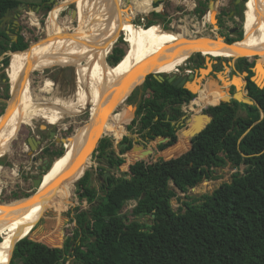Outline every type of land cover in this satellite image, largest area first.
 Returning <instances> with one entry per match:
<instances>
[{
  "label": "trees",
  "instance_id": "trees-1",
  "mask_svg": "<svg viewBox=\"0 0 264 264\" xmlns=\"http://www.w3.org/2000/svg\"><path fill=\"white\" fill-rule=\"evenodd\" d=\"M209 1L201 0L197 11L204 13ZM19 4L17 0H0V16ZM152 14L145 27L156 24L158 17H165L158 12ZM16 34L17 40L0 32V55L5 51L22 54L28 47L24 37ZM263 44L264 32L258 41L259 51ZM124 55L122 49L114 48L108 56L109 63L117 65ZM200 56L197 53L188 61H197ZM1 62L8 66L9 56ZM232 82L241 89V78ZM197 83V98L209 96L202 81ZM251 86V95L260 107L237 100L221 104L208 100L204 108L215 106L205 112L211 113L213 119L193 137L192 145L191 136L204 126L207 118L197 119L199 114H193L179 132L178 142L173 122H179L184 114L182 104L191 102L196 95L148 75L130 97L142 90L144 97L149 94L148 98L153 99L154 107L142 102L137 111V116L146 118L138 129L139 144L168 137L157 144L156 149L162 152L153 162L140 158L121 175L112 174L101 189L93 184L92 172L87 170L76 182V194L90 208L77 209L73 236L66 239L60 250L59 233L46 232L40 237L19 240L10 264H66L70 257V264H264V88L253 82ZM240 109L246 115L240 114ZM135 123L136 118L132 125ZM200 141L206 150L204 156L199 154ZM127 142L121 153L132 148L131 138L125 135L121 143ZM113 144L109 137L102 138L96 149L97 158L119 169L126 160L115 152ZM62 154L63 151L57 152L58 156ZM140 155L141 150H135L129 156L134 160ZM228 164L237 168L230 181L211 193L181 200L178 210L173 208L172 199L177 197V191L188 193L204 179H212L215 168ZM99 169L105 171L102 166ZM63 198L47 210L52 219L61 220L58 216L66 208L61 202ZM129 201L136 204L130 213H124Z\"/></svg>",
  "mask_w": 264,
  "mask_h": 264
},
{
  "label": "bare ground",
  "instance_id": "bare-ground-1",
  "mask_svg": "<svg viewBox=\"0 0 264 264\" xmlns=\"http://www.w3.org/2000/svg\"><path fill=\"white\" fill-rule=\"evenodd\" d=\"M74 1L77 8L73 12V17H77L78 15L79 21L76 31L70 34L64 33L55 20L58 13L56 11L54 17H52L54 33L49 36L50 39L44 43L31 44L32 47L27 51H25L27 48L23 50L25 52L22 54L17 53L18 58L7 68V74L12 79L15 88L20 83L23 73L30 63H32V72L35 70L42 71L54 66L71 65L76 68L79 83L76 95L67 99L57 97L49 106L35 95L30 80L24 81L22 86L17 90L8 117L5 121L3 117H0V159L9 151V141L11 138H15L17 130L21 125H30L38 117L46 118L50 123L56 124L65 116L75 115L82 109H86L89 105L92 106L91 114L94 115L100 110L104 92L107 89L105 93L112 90L114 82L123 78L129 72L144 69L142 77L144 78L148 73L156 70L159 72L175 70L176 64L186 54L175 58H165L156 67H152L151 64L164 58L180 42H192L195 47L190 51L199 50L202 53L216 56L251 58L258 52L259 46L257 45V40L264 32V0H252L247 3L245 13L246 35L241 41L231 45L226 44L224 40L223 45L218 40L213 41L208 38L187 39L189 37L185 33L166 31L159 25L150 30L133 31L136 25L131 19L123 17L120 8L121 0ZM151 3L152 0H146L144 6L148 4L150 6ZM120 32L126 34L129 49L126 56L117 65L110 66L107 63V56ZM200 42L212 44L205 47L197 46ZM54 43H57V45ZM255 48L256 51L254 52ZM260 56L264 58V54H260ZM259 66L258 62L256 67ZM256 67L257 76H262L264 66L262 65V72ZM51 85V82H47L45 90H50ZM221 95L224 96V92L216 94L212 92L210 99L214 102H220L222 98H219V96ZM117 100L123 103L122 97H118L113 101L111 100L112 104L110 102L107 103V105L111 106H109L107 116L103 120L100 132L90 152L94 150L100 137H102L113 122H117L118 124L123 121L128 122L132 117V112L134 111L132 106H129L130 108L125 109L120 115L114 114L112 110ZM205 101H208V99ZM194 102L195 99L192 103ZM204 103L203 106L205 105ZM202 108L200 107V110ZM119 117H125V119H119ZM93 128H95V124L92 123L86 128L80 129L77 135L66 138L65 143L76 142L73 143L72 149L67 146L64 158L57 160L56 163L54 162L51 171L48 174H44L43 183L39 187L40 194L51 186L54 189L50 194L42 196L43 200H41L42 198H38L37 200L33 196L27 203L22 205V208L14 212H11L10 209L19 206L14 201L8 204H0V235H2V240L0 241V264L6 261L9 264L15 244L19 239L30 234L37 221L44 215L46 209L48 210L55 202L59 201L64 194L72 198L76 180L82 176L87 168L94 165L90 154L82 159L79 167L71 170L69 177L61 180L59 178L63 175L66 166L69 165L73 157L72 155L77 148L89 142ZM121 138L118 137L117 139ZM73 174L75 175L72 177ZM33 200L37 203L31 205ZM43 204H46L47 208L41 211L42 209L40 208ZM3 209L7 210V212H4Z\"/></svg>",
  "mask_w": 264,
  "mask_h": 264
},
{
  "label": "rangeland",
  "instance_id": "rangeland-1",
  "mask_svg": "<svg viewBox=\"0 0 264 264\" xmlns=\"http://www.w3.org/2000/svg\"><path fill=\"white\" fill-rule=\"evenodd\" d=\"M17 1L21 2V4H25L23 9H19L20 10V24H19V29H18V33L22 35L24 37V40L28 43L29 48L27 47L25 51L30 49L32 45H35L37 43H44L50 39L49 36L54 33L52 17H54V13L56 11L58 13L55 17V20L57 21L58 25L60 26L61 30L64 33L65 32L69 34L74 33L79 26V21L77 20L76 17H73V12L76 11V8H77L74 0H55L56 3L54 2L52 5H50V8H45V9L40 8L39 11H34L30 9L29 7L35 8L36 5L42 2V0H17ZM162 1H159L157 4L158 5L162 4L161 3ZM197 1L199 2L201 0H197ZM219 1L220 0H217V3L215 4V9L217 10H219ZM247 1L251 2L252 0H247ZM177 3L178 2L176 0L174 1L164 0L163 1L164 7L163 8L160 7L159 8L160 12L158 13L164 14L163 16L165 17H161V18L158 17L157 23L149 27L142 26L139 23V21L141 22L142 16H145L146 19L152 17L153 15L152 13L154 12L152 10L153 6L155 8L158 5L155 6V4L152 5L151 3L150 6L148 4L143 9L142 3L140 0H138V3L136 2V0H121L120 8L122 10L123 17L126 19H131V21L136 25V27L133 28V31H136V32H141L142 30H145V29L150 30L153 27L159 25L163 30L173 31L177 33H185L187 36H208V35H219L220 34L214 25L207 24V28L202 29L201 27L202 18L198 14V12L188 11L191 14L190 16H188V12H183V13L181 12V8H183V6L180 4L178 5ZM33 4H36V5H33ZM179 6H181V8ZM246 9L247 7L244 8V12H243L244 23H245V17H246V14H245ZM184 15H187L186 22H184V18H183ZM192 17L193 19L191 20ZM217 17L220 20L221 14H219ZM185 24H190V28L185 27ZM198 27H200L202 32L198 31L199 30ZM11 35H14V34L11 33ZM125 35L126 34L124 32L119 33L118 38L115 41V44L112 47L109 55L114 52V48H120L125 52V55L123 56V58L126 56L128 49H129V42L127 41V38ZM45 36L46 38L43 39V37ZM14 38H15V35H14ZM259 39L257 40V45H258ZM218 41L222 43L223 39L219 38ZM54 44L57 45V43H54ZM263 47H264V44H263ZM25 51H22V53ZM255 51H256V48L254 52ZM195 52H202V51H199V50L190 51L188 54L185 55V57L179 63L176 64L175 70H172L170 72L166 71V72H160V73H168L169 75H172L174 73L180 74V71H176L177 68L179 66H180L179 67L180 70L187 68L190 63L188 61V58L191 54H194ZM7 53L9 56V65L4 66L0 64V116L3 115V113L5 112L8 106L10 90H11V87H14L12 79L7 74V68L14 62L15 59H17V57H15V53H12V51H8ZM4 54L5 53H2L0 55V62L4 58ZM202 54H201L202 57H204L205 55H212V54L204 53V52ZM262 54H264V51L262 52ZM196 55L197 53H195L193 56H196ZM108 56H107V63L110 66H112L109 63ZM241 58L243 57L234 58V57L212 55L210 61L212 63V66L216 64L217 68L214 70L213 73H211L212 70L209 72V74L211 73V75L208 74L209 76L207 75V78H205V81L202 82L203 87L206 90L210 92H214V93H218L219 91L224 89L225 90L224 96L225 94L232 95V93L229 92L231 91V89H235L234 93L241 91V93L245 94L243 87H241V89L239 90V88H235L236 86L232 82L234 78L237 77V78L242 79V77L245 75L244 73L245 71H241L240 69L232 70L231 68L232 65H234L235 62ZM202 66L203 68H205L204 66H206V64H203ZM254 70H255V67H254ZM29 80L31 82V87L35 95L41 98L42 101H45L46 105H49V106L57 97H60L63 99H67L69 97H75L76 92L79 87L76 68L71 65L54 66L51 68H46L42 71L35 70L31 73ZM47 82L52 83L51 89L48 91L45 90V86ZM130 91H131V88L123 91L118 96V97L123 98V103H120L117 100V102L114 103V109L112 111L114 112L115 115H120L125 109L127 108L129 109L130 108L129 106H132L134 108V111H133L134 116L132 112V117L130 118L128 122L123 121V122H120V124H118L117 122H113L103 134V135H106V137H109L110 139L114 141L113 149L115 150L117 154H119L122 157H125L126 161L120 166L119 169L114 168V167L109 168V165H106V161L103 158L101 159L97 158V155L99 152L96 151L97 149L96 148L94 152L96 154V157L93 155L91 158L94 165L87 168V170L92 172V182L98 189H101L102 184H106L105 183V180H106L105 173L110 172V176L112 174L119 176L121 175V171H124L128 168L129 161L127 160V156L131 155V153H133L134 150H132L131 148L125 153H121V148H124V146L120 145L116 141L119 140L117 139L118 137L123 138L126 135L131 138L132 147L134 146V144H139L134 141V138L137 137L140 139V134L138 133V129L140 128L141 124L146 123L145 117L137 116L139 105L142 102H144L145 105L154 107L151 102V100L153 99L148 98L150 96L149 94L145 95L144 97L142 90H139L136 94H134L132 97H129L125 101V98L126 96H128ZM195 98H197V94ZM194 99H192L191 102L189 103L182 104V111L184 114L182 115L180 122L178 123L174 122V125L176 126L177 142L179 140V136H178L179 132H181L188 125L189 119L193 116V114H200L204 112L206 109H208L210 106H215V105H209L205 108L203 107L202 110H200V106L192 103ZM206 103L207 101H205L204 104ZM84 110L85 109H82L81 111H79L77 115H67L56 124L50 123L46 118L38 117L37 119L34 120L32 124L30 125L23 124L18 128L15 138L13 139L11 138L9 141L10 143L9 151L6 153L4 157H2L4 161L3 159H1V162H0V188L2 187V185H4V187L6 186V188L2 192V195L4 196L5 194H8V196L10 195L9 197H12V198H8L7 201H10V202L14 201L19 206H22L25 203H27L30 199L29 198L28 199L24 198L22 200H15V199L25 197L24 196L25 194L31 195L35 193L36 191L34 188L31 187V182L26 179V172H27L26 170L27 168L31 167V164L29 163V161L26 160V156H25L28 152L27 150H29L28 149L29 147L27 146L25 142L26 138L28 136H31L32 134H35L37 136H40L41 134H47L49 129L56 131L59 138L60 137L68 138L69 136H73V135L75 136L78 134L80 129L84 128L82 126H84L85 123H87V121L89 120L88 114L86 115L79 114L83 112ZM240 114L246 115L245 110L240 109ZM135 118H136V123L132 125L133 120ZM119 119L124 120L125 117H119ZM130 125H132L131 128L129 127ZM122 138L120 139L121 141H122ZM45 142L44 144H46ZM74 142H66L65 145H62L61 143H59L58 146L51 145L50 148H53V152H51L49 156L51 159L50 168L45 172V174H48L51 171L54 162L56 163L57 160L59 159L61 160L62 158H64V155L66 154V152H64L61 156H58L57 152L62 151L63 148L66 149L67 146L72 149ZM158 143H159L158 139L155 141H149V142L144 143L145 149L151 148L153 149V151H155L151 154V156H148L147 158H144V159L150 160V162H153L155 157L160 152H162L156 149ZM198 147H199V154L201 156H204L206 154V150L203 147V143L201 141L199 142ZM100 166H102L105 169V171H101L99 169ZM244 169H245V166L242 165L240 167V171L243 172ZM33 171L34 172L36 171L35 167L33 168ZM236 171H237V168L232 167L230 164L224 167L215 168L213 172L214 177L212 179H204L197 186L191 188L186 194L177 191V194H178L177 197H174L172 199L173 208L175 210H178V208L181 206V200L191 199L196 196H201L205 193H211L214 189L219 187L223 182L230 181L232 179L233 173ZM169 185L171 186V188H174V185L172 182H170ZM12 188L15 190L14 194H17V197H15L14 194L11 195V193H9V191ZM63 196L64 198L62 199L61 202H62V205L65 206L66 208L64 212L61 214V220L52 219V217L46 211L44 215L40 217V219L37 221L35 227L32 230L33 232L23 237L22 239L29 240L32 237H40L44 234H47L46 232L59 233L62 236L61 243L64 246V242L66 241V239L68 237H72L74 234V229L76 226L75 215H76L77 209L79 208L80 210H88L90 208V204L86 200L81 201L79 199V197L76 194V183L74 184L72 198L68 197L66 194H64ZM135 204H136L135 201L127 202L123 209V212L130 213L132 208L135 206ZM146 220L149 221L150 218L147 217ZM63 237H66V239L63 240ZM1 240L2 239L0 238V241ZM62 248L59 247V250ZM72 260H73L72 257L68 258V261L66 264H70ZM3 264H8V263L6 261Z\"/></svg>",
  "mask_w": 264,
  "mask_h": 264
},
{
  "label": "water",
  "instance_id": "water-1",
  "mask_svg": "<svg viewBox=\"0 0 264 264\" xmlns=\"http://www.w3.org/2000/svg\"><path fill=\"white\" fill-rule=\"evenodd\" d=\"M155 3L159 2V1H162V0H153ZM55 0H50V3H54ZM215 0H211L210 4H209V7H208V10L211 12V22L212 24L215 26L216 29L219 28V18L217 17L220 12L219 10L215 9ZM45 3H42L40 5H37L35 8L33 7H29L30 9L34 10V11H39L40 8L42 6H44ZM25 6V4H19L17 7L19 9H23V7ZM9 11V10H8ZM8 13V12H7ZM189 38L187 39H191V40H195V39H200V38H208L209 40H213V41H216V40H219V38H222L220 35H208V36H188ZM46 38L43 37V39ZM15 39L17 40V36L15 35ZM224 40V39H223ZM40 41V40H38ZM37 41V42H38ZM241 40H235V41H226L224 40V42L228 45H231V44H234V43H237ZM212 43H209V42H200V44H198L197 46H208V45H211ZM195 46H193V43L192 42H180L178 43L177 45H175L167 55L164 56V58L154 62L151 64L152 67H156L158 64H160V62L165 59V58H175V57H179V56H182V55H185L187 54L192 48H194ZM29 48V47H28ZM13 52V51H12ZM195 53H201L202 52H195ZM194 53V54H195ZM194 54H191L189 56V58L191 56H193ZM203 55V54H202ZM211 56L212 55H205V58L207 60V65H208V68H201L200 69V73L201 75L199 77H197L196 74H191L189 77H183L182 75L180 74H177V73H174L172 75H169L168 73H160L159 71H153V72H150L148 73L144 78L143 77V70H140V71H134V72H129L126 76H124L123 78H120L119 80H116L113 84V88L112 90H109L108 93H105L104 92V98H103V102L100 106V110H98L96 112V114L92 115L91 114V108L92 106L89 105L83 112L79 113L80 115H86L88 114L89 115V120L87 121V123H85L84 126L82 127H87L88 125H91L92 123L95 124V128H93V130L91 131V138L89 140V142L87 144H82L79 148H77V150L75 151V153L72 155L73 157L71 158V161L69 162V165L66 166L64 172H63V175H61V177L59 178V180L61 179H65L67 177L70 176L71 174V170L74 169L75 167H79L80 164H81V161L82 159L89 155L92 157L94 152H95V149L98 147L100 141L102 138L106 137V135H103L97 142L95 148L93 151L90 152V149L93 145V143L95 142L96 140V137L98 135V133L100 132V129L102 127V123H103V120L105 119V116H107V112L109 111V106L111 105H107L108 102H110L111 100H116L117 97L123 92L125 91L126 89H128L129 87H131V91L130 93L128 94V96H126L125 98V101L132 95V93L134 92V90L141 86L145 80L147 79V76L152 74L156 79H158L160 82H163L165 80L169 81L170 83H172L174 86H177V87H184L186 89H188L190 92H192L193 94H198L197 93V88L199 86V84L197 83L198 82H201L202 79L205 77L204 75H208L209 72L212 70V63H211ZM255 56V55H254ZM253 56V57H254ZM188 58V59H189ZM258 64V63H257ZM32 63L29 64V66L27 67V69L25 70V72L23 73V76L21 78V81L20 83L14 87H11V90H10V97H9V100H8V106L5 110V112L3 113V115L1 117L4 118V121L5 119L8 117L9 115V111L11 110V104L13 103L14 101V98H15V95L17 93V90L22 86V84L24 83V81H27L30 79V75L32 73ZM180 67V66H179ZM177 68L176 71H180V68ZM256 67V66H255ZM255 71V75L252 76L251 80L259 87V88H264V67H263V73H262V76H257V71ZM247 74V72L245 73ZM261 77V78H260ZM202 78V79H201ZM197 80V81H196ZM261 80V81H260ZM236 88H238V86L233 83ZM230 93H232L231 91H229ZM234 95V99H236L237 101L239 102H243V103H247V104H256L260 107V105L258 104L257 101L253 100L251 97H246L245 94L241 93V91L237 92V93H233ZM232 96V97H233ZM106 102V103H105ZM222 102H231V97L230 95L228 94H225V96L222 98V100L220 101L219 104H221ZM112 104V102H110ZM114 103V102H113ZM218 104V105H219ZM102 107V108H101ZM112 108V107H111ZM77 115V114H75ZM202 116H205L207 118V122L204 124V126L200 129L197 130V132H195L191 138H190V143L192 145H194V141H193V137L197 134H199L207 125L208 123H210L213 119V115L209 112H202L201 114L197 115V119L198 117H202ZM262 116H263V113H262ZM197 123L199 124V121H197ZM257 123V122H256ZM255 123V124H256ZM255 124H253L250 128H252ZM200 127V126H199ZM250 128L246 131V133L250 130ZM65 140L66 138L64 137H58L57 136V141L59 143H61L62 145H65ZM168 140V137H164V138H159L158 139V142H165ZM32 141H36L35 138L33 136L29 137V142L31 143V148H32V153L36 150L39 149V146L38 144H32ZM120 139L117 140L116 142L121 144L120 143ZM134 141L139 143L141 140L137 137L134 138ZM40 143V142H39ZM177 143V142H176ZM129 144V142L127 143H122V145L124 147H126L127 145ZM174 145V144H173ZM172 146V145H171ZM170 147V146H169ZM168 148V147H167ZM65 148L62 149L63 153L65 152ZM132 150H141V155L136 157L134 160L130 159V156H127V160L129 161V164L131 163H134L136 160L142 158H147L149 155H151L154 151L153 149L151 148H148V149H145V146L144 144H134V146L132 147ZM50 168V163H47L44 167H43V170L44 172L39 174L36 178H34L33 180V183H34V189L36 190L35 193L27 196V197H21V198H17L15 200H22V199H30L31 197L35 196L36 199L38 200V198H42V196H46L48 194H50L54 187L51 186L49 187L48 189L45 190V192H43L42 194H40V191H39V187L42 185L43 183V177H44V174L45 172ZM109 168H112L111 165H109ZM87 169L83 172L82 176H80L78 178V180L84 176V174L86 173ZM75 174L72 175V177L74 176ZM110 176V172H107L105 173V177H106V180L108 179V177ZM76 180V182L78 181ZM38 196V197H37ZM44 198H42L41 200H43ZM35 200H33L31 202V205H34L36 204L37 202H34ZM40 202V201H39ZM0 203L1 204H8L10 203V201H6V200H0ZM26 206V205H25ZM22 208V206H17V207H14L11 210V212H14L16 211L17 209H20ZM47 208V205L46 204H43L41 206L40 209H42L41 211H44L45 209ZM4 212H7V210L3 209ZM47 210V209H46ZM46 210L44 212H46ZM154 217V215H153ZM0 238L2 239V235H0ZM22 239V238H21ZM66 239V237H63V240ZM20 240V239H19ZM16 245V244H15ZM60 247H63V244L61 243L60 244ZM15 248V246H14ZM13 252H14V249H13ZM13 252H12V255H13ZM12 255H11V259H12ZM10 259V261H11ZM10 264V262H9Z\"/></svg>",
  "mask_w": 264,
  "mask_h": 264
},
{
  "label": "flooded vegetation",
  "instance_id": "flooded-vegetation-1",
  "mask_svg": "<svg viewBox=\"0 0 264 264\" xmlns=\"http://www.w3.org/2000/svg\"><path fill=\"white\" fill-rule=\"evenodd\" d=\"M136 1L138 3V0H136ZM140 1L142 3V7L144 9L145 8L144 3L146 0H140ZM210 2H211V0L209 1L207 7H209ZM247 2H248L247 0H220L219 1V12H220V14L225 13V15H221V18L219 20L218 32L220 33L219 35L224 40L235 41V40H242L243 37H245L246 28H245V23H244L243 12H244V8L247 7ZM42 3H45V5L42 6L41 9L50 8V5L53 4V3L52 4L50 3V0H44ZM42 3H40V4H42ZM215 3H217V0H215ZM76 18L78 20V15ZM223 18H224V20H223ZM19 24H20V10L17 6L13 7L12 9L8 8L6 10V12L0 16V32L3 31L10 37H14V35H17L16 33L18 32ZM11 33L14 35H11ZM32 44H34V43H32ZM263 51H264V47H263L262 51H259V47H258V52L255 54V56L253 58L250 59L248 57H245V58L243 57L241 59H238L235 62V64L232 65V67H231L232 70L240 69L241 71H245L244 73L247 72V74H245L241 79L243 82L242 87L245 91V96L251 97L255 101H256V99L251 95V92H252L251 82H253L251 80V78H252V76L255 75L254 67L257 65L258 62L260 64V66L256 67V68L260 69V71L262 72V65L264 66V58H262L260 56V54H262ZM7 52L8 51L3 52V53H5L4 57L6 55H8ZM203 64H206V66H204V67L208 68L207 60H206L205 56L204 57L200 56L199 59H197V61L190 62L187 68L180 70V75H182L183 77H189L191 74H196L197 77H199L201 75V73H200V70H198V69L203 68V66H202ZM216 68H217V65L214 64L212 66L211 73H213ZM211 73L209 75H211ZM204 76L205 77L203 79L201 78L202 82H204L205 78H207L206 74ZM224 91L225 90L223 89L219 92H224ZM231 92H232V95H230V97H231V102H232L233 100H236V99H234V96H233L235 89H231ZM208 93H209V96L202 97V98H195L194 104H197L200 107H204L203 106L204 101L207 99L211 100L210 98H211L212 92L208 91ZM223 97H224L223 95L219 96V98H223ZM173 124H174V122H173ZM47 129H48V127H47ZM31 136H33L36 140V141H32V144H38V146H39V149L34 151L33 153L31 152L32 151L31 143L29 142V137H31ZM31 136H28L26 138V141H25L27 146L29 147L28 148L29 150H27L28 152L25 155L26 160L29 161V163L31 164V167L27 168V170H26L27 171L26 172V179L31 182V187L34 188V183H33L34 178L37 177L39 174L44 172L43 167L47 163H51V159L49 157L51 152H53V148H50L51 145L58 146L59 142L57 141V136H58L57 132L53 131L52 129H49L47 134H41L40 136L32 134ZM44 142L46 144H44ZM120 145H122V143ZM3 161H4V159H3ZM34 167L36 170L35 172L33 171ZM5 188H6V186L4 187V185H2V187L0 188V190H1L0 191V200H7L8 198H12V197H9L10 195L8 196V194H5L4 196L2 195V192ZM14 192H15V190L13 188L9 191V193H11V195H13ZM16 195L17 194H14V196H16Z\"/></svg>",
  "mask_w": 264,
  "mask_h": 264
},
{
  "label": "built area",
  "instance_id": "built-area-1",
  "mask_svg": "<svg viewBox=\"0 0 264 264\" xmlns=\"http://www.w3.org/2000/svg\"><path fill=\"white\" fill-rule=\"evenodd\" d=\"M174 1V0H172ZM178 3V5H182L183 8H181V6H179L181 8V12H198V8H200V3L197 1V0H176ZM154 1L152 0V5H153ZM162 8V5H159L158 7H155L153 6V11L154 12H160L159 11V8ZM151 10V11H152ZM152 11V12H153ZM190 12H188V16H190ZM196 14V13H195ZM198 14L201 16V20H202V29H206L207 28V24L208 25H213L212 22H211V12L208 10V8L205 10L204 13H201V12H198ZM184 22H186V18H187V15H184ZM36 19V18H35ZM193 19V17L191 18V20ZM146 22H147V19L145 18V16H142L141 17V22L139 21V23L142 25V26H145L146 25ZM188 23V22H187ZM193 26V25H192ZM185 27L187 28H190V24H185ZM194 27V26H193ZM199 29V32H202L200 27H198ZM10 54V53H9Z\"/></svg>",
  "mask_w": 264,
  "mask_h": 264
},
{
  "label": "crops",
  "instance_id": "crops-1",
  "mask_svg": "<svg viewBox=\"0 0 264 264\" xmlns=\"http://www.w3.org/2000/svg\"><path fill=\"white\" fill-rule=\"evenodd\" d=\"M163 1H164V0H163ZM163 1L161 2L162 4H160V5H162V8L164 7ZM157 3H158V2H157ZM157 3L154 2L153 4H157ZM199 3H200V1H199ZM157 5H158V4H157ZM157 5H156V6H157ZM158 6H159V5H158ZM158 6H157V7H158ZM217 31H218V29H217ZM23 53H24V52H23ZM15 57L18 58V54H16ZM1 61H2V60H1ZM0 64L3 65L2 62H0ZM2 159H3V158H2ZM0 160H1V159H0ZM6 201H7V200H6Z\"/></svg>",
  "mask_w": 264,
  "mask_h": 264
}]
</instances>
